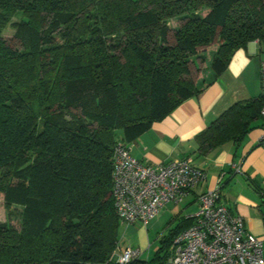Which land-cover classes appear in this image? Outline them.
I'll return each instance as SVG.
<instances>
[{
	"label": "trees",
	"instance_id": "1",
	"mask_svg": "<svg viewBox=\"0 0 264 264\" xmlns=\"http://www.w3.org/2000/svg\"><path fill=\"white\" fill-rule=\"evenodd\" d=\"M252 41H264V0H0V196L8 214L21 208L19 229L0 222V264H119L115 144L197 96ZM208 50L197 84L189 65ZM262 103L227 109L196 135L197 154L243 140ZM184 221L127 264H166Z\"/></svg>",
	"mask_w": 264,
	"mask_h": 264
},
{
	"label": "crops",
	"instance_id": "2",
	"mask_svg": "<svg viewBox=\"0 0 264 264\" xmlns=\"http://www.w3.org/2000/svg\"><path fill=\"white\" fill-rule=\"evenodd\" d=\"M259 41L238 49L218 78L197 96L182 102L162 121L132 142L134 157L153 166L171 160L189 159L206 174V179L182 202L168 204L162 211L164 234L187 225L188 211L198 209L199 195L216 187L224 175L221 201L232 213L243 217L247 232L264 240V144H260L261 119H257L243 140L229 141L206 156L197 154L195 137L238 102L260 96V63L264 51ZM203 77V74H201ZM234 163L238 169L232 168ZM154 220V219H153ZM149 224V223H148ZM147 224V225H148ZM146 225V226H147ZM159 246V245H158ZM152 257L146 259L150 260Z\"/></svg>",
	"mask_w": 264,
	"mask_h": 264
},
{
	"label": "built area",
	"instance_id": "3",
	"mask_svg": "<svg viewBox=\"0 0 264 264\" xmlns=\"http://www.w3.org/2000/svg\"><path fill=\"white\" fill-rule=\"evenodd\" d=\"M260 96L264 101V60L260 63ZM264 144V103L260 108ZM131 143L118 141L112 156V199L120 225L146 226L168 204H178L206 179L204 171L189 159L153 166L134 157ZM232 168L238 169L234 163ZM224 175L216 187L198 198L193 224L172 240L166 264H264V240L246 231L243 217L221 201ZM145 251L126 246L114 253V261L127 264Z\"/></svg>",
	"mask_w": 264,
	"mask_h": 264
},
{
	"label": "rangeland",
	"instance_id": "4",
	"mask_svg": "<svg viewBox=\"0 0 264 264\" xmlns=\"http://www.w3.org/2000/svg\"><path fill=\"white\" fill-rule=\"evenodd\" d=\"M20 20V17L18 15L12 17L10 19V23L4 28L2 32V37L6 40H10L15 33V27L12 25L13 23H16ZM179 23H171V25H177ZM169 41H173V34H169ZM262 48V51H264V41L260 42L259 45ZM205 57L207 59V62H201L200 60L197 61V66L194 65L193 62H190V76L191 78L199 84L202 81V75L199 74L200 70H204V68L207 66L209 67V59L211 56V53H209V50L204 53ZM264 55V53H262ZM205 68V74H208L210 71L209 68ZM20 211L21 208L17 207L16 210H14L12 213L8 214L5 207H4V201L3 197L0 196V222H5L13 226L14 228L19 229L20 228ZM196 213V210L188 211V214L186 217H189ZM162 213L160 216L156 217L154 220H151L147 226H143L141 224H135V225H123L121 224L118 229L119 234V246L123 249L126 246H130L133 248H139L144 252V255L142 256L143 259H146L148 257H153L157 247V236L158 234H164V228H165V219L162 218ZM115 259L114 254L111 257Z\"/></svg>",
	"mask_w": 264,
	"mask_h": 264
},
{
	"label": "water",
	"instance_id": "5",
	"mask_svg": "<svg viewBox=\"0 0 264 264\" xmlns=\"http://www.w3.org/2000/svg\"><path fill=\"white\" fill-rule=\"evenodd\" d=\"M113 261H114V259H113Z\"/></svg>",
	"mask_w": 264,
	"mask_h": 264
}]
</instances>
